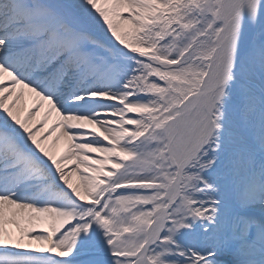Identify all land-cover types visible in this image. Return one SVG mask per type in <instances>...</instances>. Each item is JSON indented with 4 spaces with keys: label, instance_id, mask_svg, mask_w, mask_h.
<instances>
[{
    "label": "snow or ice",
    "instance_id": "obj_1",
    "mask_svg": "<svg viewBox=\"0 0 264 264\" xmlns=\"http://www.w3.org/2000/svg\"><path fill=\"white\" fill-rule=\"evenodd\" d=\"M0 264H264V0H0Z\"/></svg>",
    "mask_w": 264,
    "mask_h": 264
},
{
    "label": "bare ground",
    "instance_id": "obj_2",
    "mask_svg": "<svg viewBox=\"0 0 264 264\" xmlns=\"http://www.w3.org/2000/svg\"><path fill=\"white\" fill-rule=\"evenodd\" d=\"M60 145H61V147L63 146V140L60 141ZM75 179H76V178L73 177V180H75Z\"/></svg>",
    "mask_w": 264,
    "mask_h": 264
}]
</instances>
